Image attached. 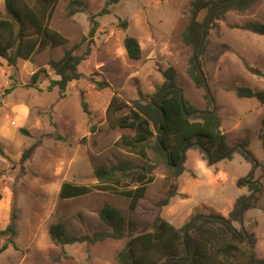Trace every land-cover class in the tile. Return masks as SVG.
<instances>
[{
    "label": "rangeland",
    "instance_id": "rangeland-1",
    "mask_svg": "<svg viewBox=\"0 0 264 264\" xmlns=\"http://www.w3.org/2000/svg\"><path fill=\"white\" fill-rule=\"evenodd\" d=\"M69 0L62 1L50 26L68 39L66 45L49 47L34 56L32 61L19 60L10 68L0 60V232L10 223L12 212L17 214L16 236L13 244L0 254V264H118L117 254L130 237L122 240L106 239L95 245L74 244L60 247L49 236V228L58 222L76 236L91 235L108 229L99 217L104 205L118 209L134 233L151 231L157 216L177 228L188 224L199 214H220L229 217L236 200L251 194L249 185L238 187L254 168L236 151L231 160L208 166L209 171H193L202 155L198 149L187 150L185 172L180 183L189 195H177L168 206L160 207L179 178L171 180L162 160L157 161L153 150L142 158L120 144L130 130L113 128L116 117L123 110L109 116L108 106L114 96L129 105L134 100H150L164 83L161 70L173 67L178 86L185 99L198 110H212L205 97V89H197L188 75L193 49L182 41V33L189 23L188 10L194 0H125L111 6V14L97 17L99 29L94 36L91 54L79 66L82 78L71 82L64 94L59 88L48 91L51 80L58 76L48 66L50 60H59L65 49L80 43L91 30L90 17L98 14L105 0H82L86 8L69 16ZM0 11L6 15L4 0ZM206 12L199 16L204 21ZM127 22V29L121 22ZM264 24V0H259L246 12L230 11L224 20L211 22L207 29L208 49L202 71L212 94L221 129L229 145L237 147L247 142L248 150L258 162L255 173L247 182H260L262 192L258 208L244 214L243 224L234 222L237 230L254 233L256 253L264 258V149L260 139L264 106L256 98H239L235 87H249L264 91V36L238 27L249 23ZM126 35L135 37L142 48V58L132 61L124 47ZM230 50L215 56L217 46ZM249 68L257 69L260 75ZM38 83L32 76L39 70ZM14 76V80L10 79ZM263 75V76H262ZM106 81L109 87L98 89L96 82ZM10 94L6 90L14 87ZM82 98L87 112L82 107ZM41 145L32 157L21 164L23 152L36 141ZM129 162L135 168L151 169L154 181L147 186L144 197L133 206L130 199L112 190L97 189L94 175L97 166ZM181 177V176H180ZM65 182L88 186L93 191L85 196L60 200ZM135 184L124 179L117 190H131ZM185 200L182 202L181 200ZM133 231V230H132ZM0 234V249L10 238Z\"/></svg>",
    "mask_w": 264,
    "mask_h": 264
},
{
    "label": "trees",
    "instance_id": "trees-1",
    "mask_svg": "<svg viewBox=\"0 0 264 264\" xmlns=\"http://www.w3.org/2000/svg\"><path fill=\"white\" fill-rule=\"evenodd\" d=\"M62 1L64 0H4L7 14L3 15L0 11V60L4 61L8 67L15 68L19 60L32 61L36 54L44 52L49 47L66 45L68 39L50 26ZM121 1L125 0H105L103 9L90 17L92 27L89 34L72 48L65 49L61 59L49 61L48 66L59 79L50 81L48 91L57 87L60 95L64 96L68 85L82 78L79 66L91 54L94 36L99 29L96 18L111 14V6ZM222 1L224 0H194L191 3L188 10L189 23L182 33V41L185 45L194 49L201 44L203 29L215 6ZM258 1L233 0L225 3L215 12L212 22L224 20L225 15L230 11L246 12ZM85 8L82 0L68 1L67 10L71 17L83 12ZM203 12H206V16L204 21H200L199 16ZM121 26L126 30L127 22H121ZM238 28L264 36L263 23L254 22ZM208 35L209 29L206 30L204 44L195 55L201 69L204 65L203 57L209 45ZM124 47L130 60L138 61L142 58V48L135 37L126 35ZM216 49V55L209 57L207 61L216 62L219 55L230 50L227 45L217 46ZM195 56L192 54L190 58L188 75L197 89L206 90L205 97L209 106H212L205 80L195 63ZM249 69L253 74L260 75L259 70ZM43 73H46L45 69L36 72L31 78L32 83L37 84ZM161 74L164 77V83L153 97L161 90L166 91L155 99L154 104L153 97L150 100H144L143 94L131 105L114 96L108 106V114L114 116L123 110L128 111L116 117L112 124L113 128L130 130L133 133L121 137V146L133 153L137 152L145 159L147 150H153L157 161L164 162L169 177L174 181L185 172L184 166L179 165L183 150L187 147L198 149L209 167L226 156L232 147L221 129V119L216 113H195L198 109L185 98L184 108L182 107L183 91L178 86L176 70L169 67L161 70ZM10 79L14 80V76L10 75ZM96 85L100 90L109 87L106 81L96 82ZM14 88L15 86L7 89L5 93L10 94ZM233 90L237 97L256 98L264 106V91H254L249 87H235ZM82 107L87 112V104L83 98ZM261 126L260 139L264 149V118ZM40 145L41 140L27 148L23 152L21 164H25ZM236 153L251 162L248 156L251 152L248 150L246 141L238 146ZM0 155L4 156L1 148ZM232 157L233 154L226 159L231 160ZM209 159L211 164L208 163ZM151 169H137L129 162H119L109 167L97 166L94 170V175L99 182L97 189L112 190L117 195L130 199L134 206L144 197L147 186L154 181ZM124 179H130L136 185L135 188L117 190V186ZM237 185L238 187L247 186L243 179H240ZM248 187L251 194L242 195L236 200L228 218L215 213L199 214L182 228H177L157 216L151 231L135 234L134 224H130L131 229L127 232L126 218L118 209L104 205L99 212V217L108 229L91 235L76 236L71 234L63 223L58 222L49 228V236L51 241L60 247L77 243L92 246L106 239L122 240L130 237L125 247L117 254L118 264H264V258H259L256 253V235L245 232L244 229L237 230L232 224L234 222L243 224L244 214L258 208L262 192L261 184L251 183ZM92 191L91 187L65 182L61 186L59 196L60 200L64 201L85 196ZM177 195L178 186L172 183L166 198L159 203V206H168ZM16 220L17 214L13 211L10 223L0 232V234L11 236L3 244L0 254L13 244L11 238L17 234Z\"/></svg>",
    "mask_w": 264,
    "mask_h": 264
},
{
    "label": "water",
    "instance_id": "water-1",
    "mask_svg": "<svg viewBox=\"0 0 264 264\" xmlns=\"http://www.w3.org/2000/svg\"><path fill=\"white\" fill-rule=\"evenodd\" d=\"M230 1H233V0H224V1L220 2L217 6H215L213 13H212V14L210 15V17H209V20H208L207 25H206L205 28L203 29V37H202V42H201V44H200L198 47H196V48L193 49V55H194V56L196 55L197 50H198V49L204 44V42H205V39H206V30H207L208 26L211 24L215 12L218 10V8H219L220 6H222L223 4L228 3V2H230ZM195 63H196V65H197V67L199 68V71H200L202 77L204 78V80H205V84H206L205 75H204L202 69H201L200 66H199V62H198V59L196 58V56H195ZM262 76H263V75H262ZM206 86H207V84H206ZM165 91H166L165 89L159 91V92H158V93L152 98V103L154 104L155 99H157V98H158L161 94H163ZM207 92H208V94H209V96H210V98H211V100H212V103H213V109H212L210 112H206V111H200V110H198V111H196L195 113H214V112L216 111L215 102H214V99H213V97H212V94H211V92H210L208 86H207ZM181 103H182V107L184 108V96H183V95L181 96ZM163 116H164V114H163ZM159 130H160V129H159ZM188 149H189V147H187L186 149L183 150V156H182V159H181V162H180V165H179L180 167L183 166L184 163H185V155H186V151H187ZM236 149H237V147H233V148L230 150V152H229L226 156H224L223 158L217 160L216 162H214V164H215V163H219V162L225 160L229 155H232V154L236 151ZM166 156H168V153H167V152H166ZM248 156H249V158L251 159V161L254 162V168H253V170L250 172V174L247 176V178H249L250 176H252V175L255 173V171H256V169H257V166H258V162L253 158V156H252L250 153H248ZM208 163L211 164V160H210V159L208 160ZM247 178H245L244 181H245L246 183H248V184H251V182H247ZM255 183L261 184L260 182H255ZM262 187H263V186L261 185V189H262Z\"/></svg>",
    "mask_w": 264,
    "mask_h": 264
},
{
    "label": "crops",
    "instance_id": "crops-1",
    "mask_svg": "<svg viewBox=\"0 0 264 264\" xmlns=\"http://www.w3.org/2000/svg\"><path fill=\"white\" fill-rule=\"evenodd\" d=\"M1 1H3V0H1ZM198 170H202V171H209L210 172V169H209V167L207 166V164L204 162V160H201V159H199L198 161H197V163H196V165H195V167H194V170L193 171H195L196 172V175L198 176L199 174H198ZM180 179H182V175H181V177H179V189H178V194L179 195H189V193L187 192L188 190L185 188L184 189V186L180 183ZM175 198V197H174ZM173 198V199H174ZM172 199V200H173ZM172 200H171V202H170V204L172 203ZM182 202H184V201H186V199L184 200H181ZM173 204V203H172Z\"/></svg>",
    "mask_w": 264,
    "mask_h": 264
}]
</instances>
